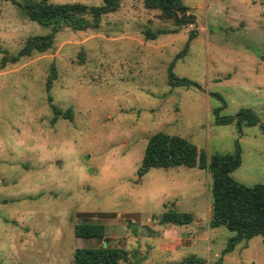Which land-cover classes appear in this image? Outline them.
Listing matches in <instances>:
<instances>
[{
    "label": "rangeland",
    "instance_id": "rangeland-1",
    "mask_svg": "<svg viewBox=\"0 0 264 264\" xmlns=\"http://www.w3.org/2000/svg\"><path fill=\"white\" fill-rule=\"evenodd\" d=\"M0 0V61L30 35L49 28L16 2ZM100 5L102 0H49ZM194 22L177 32L143 0H120L98 28L61 27L52 47L0 68V264H71L76 247L108 242L129 252L118 264H264V235L237 242L223 225L209 227L211 178L197 167L150 168L138 176L147 139L180 135L209 157L230 152V173L264 185V129L215 123L250 108L264 125V0H182ZM158 33L145 37V30ZM191 30L195 33L192 35ZM54 64L57 77L45 80ZM178 77L200 85L170 86ZM72 118L58 116L47 100ZM168 209L188 211V224H162ZM104 225L102 240L74 235V224Z\"/></svg>",
    "mask_w": 264,
    "mask_h": 264
},
{
    "label": "trees",
    "instance_id": "trees-1",
    "mask_svg": "<svg viewBox=\"0 0 264 264\" xmlns=\"http://www.w3.org/2000/svg\"><path fill=\"white\" fill-rule=\"evenodd\" d=\"M120 0H102L100 5H88L81 2L55 3L49 0H22L16 2L27 17L39 25L49 28L43 34L27 37L17 54L8 55L5 50L0 68L7 63H14L21 57L30 56L34 52H45L52 47L55 33L61 27L72 30L96 29L104 14L115 11ZM146 8L157 9L165 19H171L177 32L180 27L194 22V16L188 11L182 0H143ZM167 29L145 30L147 39H154L158 33H166ZM192 35L195 31L191 30ZM259 57L264 61V45ZM57 77L55 65H50L45 80V89L49 92ZM170 86L199 87L200 85L186 77L176 76L171 68L167 73ZM47 100L53 112L51 121L58 116L72 118V108L62 110L52 102L48 93ZM215 123L229 124L233 121L246 125L259 124L258 116L250 108H241L235 116L219 115V109L214 110ZM240 147L236 142L235 149L230 152H214L209 157L193 142L176 135L162 131L155 132L147 139L141 163L137 169L138 176L145 174L150 168H172L178 166L197 167L206 170L211 178V204L209 227L225 226L234 235L229 239L223 253L229 252L237 242L249 240L257 235H264V185H245L231 176V172L240 164ZM193 220V214L188 211L168 209L162 212L158 221L162 224L183 225ZM74 235L84 239L95 238L102 240L105 227L98 222L83 221L74 224ZM129 252L121 246H113L108 242L94 247H76L73 251L71 264H118L127 261ZM222 256L216 264H221ZM201 260L196 256L184 258L179 264H198Z\"/></svg>",
    "mask_w": 264,
    "mask_h": 264
}]
</instances>
